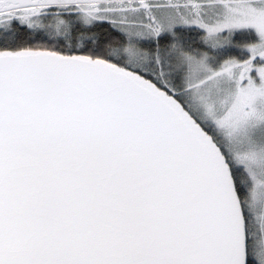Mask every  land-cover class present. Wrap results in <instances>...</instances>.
I'll return each mask as SVG.
<instances>
[{
	"label": "snow or ice",
	"instance_id": "snow-or-ice-1",
	"mask_svg": "<svg viewBox=\"0 0 264 264\" xmlns=\"http://www.w3.org/2000/svg\"><path fill=\"white\" fill-rule=\"evenodd\" d=\"M0 264H264V0H0Z\"/></svg>",
	"mask_w": 264,
	"mask_h": 264
}]
</instances>
